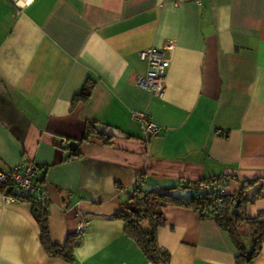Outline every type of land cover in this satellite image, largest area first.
Instances as JSON below:
<instances>
[{
  "label": "crops",
  "instance_id": "1",
  "mask_svg": "<svg viewBox=\"0 0 264 264\" xmlns=\"http://www.w3.org/2000/svg\"><path fill=\"white\" fill-rule=\"evenodd\" d=\"M169 39L175 49L154 97L137 85V52ZM86 82L89 99H77ZM134 109L159 125L156 136L145 140ZM87 122L123 136L78 143ZM25 159L46 167L37 182L51 241L87 227L73 261L50 256L29 204L0 191V264H152L118 217L136 185L218 177L226 195H258L242 216L264 212V0H33L18 14L0 0V168ZM162 211L156 238L168 264H236L214 219L172 204ZM251 264H264V243Z\"/></svg>",
  "mask_w": 264,
  "mask_h": 264
},
{
  "label": "trees",
  "instance_id": "2",
  "mask_svg": "<svg viewBox=\"0 0 264 264\" xmlns=\"http://www.w3.org/2000/svg\"><path fill=\"white\" fill-rule=\"evenodd\" d=\"M91 90V82H86L76 98L87 101ZM93 125L94 122H87L84 135L78 143L88 141L93 136L104 137L94 130ZM250 183L252 182L247 181L243 183V186ZM177 188L187 190V192L182 193L175 188L169 190L154 188L146 191L136 185L121 203L124 211L120 212L118 217L123 220L124 232L135 241L147 260L152 264H168L169 262V253L157 244L156 232L157 227L162 225L165 219L162 208L172 204L193 208L199 211L202 218L214 219L227 233L235 248L236 264H251L260 253L262 243H264V212L260 211L256 217H248L242 216L239 209L243 203L252 201L258 195L245 198L242 191L225 195L220 209L212 211L209 207L216 199L215 191L198 195L193 191L192 185L180 186L179 180ZM13 190L11 186L0 189L4 194H9ZM238 199L240 200L238 212L234 214L233 207ZM16 200L29 204L30 212L39 226L40 242L46 252L50 256H57L69 262L73 261L74 248L80 243L78 234L69 235L61 245L53 243L49 236L47 209L42 208L32 199L17 196Z\"/></svg>",
  "mask_w": 264,
  "mask_h": 264
},
{
  "label": "built area",
  "instance_id": "3",
  "mask_svg": "<svg viewBox=\"0 0 264 264\" xmlns=\"http://www.w3.org/2000/svg\"><path fill=\"white\" fill-rule=\"evenodd\" d=\"M12 3L15 13L29 5L33 0H8ZM177 5L186 0H173ZM201 3V0H191ZM176 41L167 40L161 47L149 46L137 52L138 59L145 63V72L137 77V85L150 93L151 96L160 97L165 87V72L169 66L171 56L175 49ZM131 116L141 126L145 140H149L158 134L159 125L151 120L145 110H132ZM62 143H66L63 139ZM45 166L39 165L33 159H25L5 169L0 168V189L11 186L14 190L9 194H3L6 202L15 201L17 196L32 199L42 208L47 209L48 198L43 185L37 182V178L44 173ZM192 185L193 191L198 195H204L215 191L216 199L209 210H219L225 197V181L222 178H213L191 183L188 179H180L179 185ZM87 227L86 222H81L76 229L81 234Z\"/></svg>",
  "mask_w": 264,
  "mask_h": 264
},
{
  "label": "water",
  "instance_id": "4",
  "mask_svg": "<svg viewBox=\"0 0 264 264\" xmlns=\"http://www.w3.org/2000/svg\"><path fill=\"white\" fill-rule=\"evenodd\" d=\"M94 130L101 136L105 137H117V136H123L119 131H117L113 127H108L107 125L96 123L93 125ZM68 148L71 151L73 155H76V148H77V142L72 140L68 142ZM240 203V200L238 199L233 207V213L236 214L238 212V205Z\"/></svg>",
  "mask_w": 264,
  "mask_h": 264
}]
</instances>
